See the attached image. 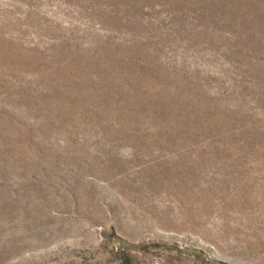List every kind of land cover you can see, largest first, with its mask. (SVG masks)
<instances>
[{"label": "rangeland", "instance_id": "374dc122", "mask_svg": "<svg viewBox=\"0 0 264 264\" xmlns=\"http://www.w3.org/2000/svg\"><path fill=\"white\" fill-rule=\"evenodd\" d=\"M0 264H264V0H0Z\"/></svg>", "mask_w": 264, "mask_h": 264}]
</instances>
